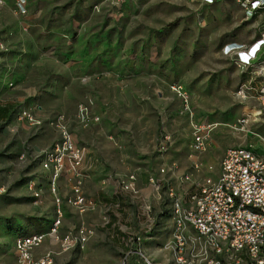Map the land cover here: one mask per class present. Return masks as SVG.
<instances>
[{
    "label": "rangeland",
    "instance_id": "obj_1",
    "mask_svg": "<svg viewBox=\"0 0 264 264\" xmlns=\"http://www.w3.org/2000/svg\"><path fill=\"white\" fill-rule=\"evenodd\" d=\"M23 1L21 13L17 0H0V100L14 104L0 121V264L15 262L17 235L37 230L46 234L54 264L103 259L84 258V244L63 251L49 236L54 218H46L55 216L54 198L69 205L72 185L64 173L62 189L57 181L54 195L41 166L42 153L57 137L49 122L58 115L101 165L97 184L107 180L119 187L120 179L135 175L137 192L130 193L134 216L143 210L156 220L157 235L164 240L155 250L165 248L173 226L166 189L173 187L188 199L204 177L216 176L224 150L244 143L237 120L261 107L256 94L237 95L240 71L221 52L229 40L249 42L256 35L253 22L235 0ZM172 84L182 85L187 102ZM80 104H87L98 120L79 121ZM19 107L41 123L18 121ZM250 123L264 134L259 119L252 117ZM194 124L210 126L201 153L190 147ZM166 135L170 140L162 149ZM82 173L81 188L86 174L94 172ZM151 176L159 190L150 184ZM83 221L88 230L102 222L99 216ZM83 221H61L66 229L60 224L58 235ZM42 251L43 246L36 249ZM116 258L122 264L123 256Z\"/></svg>",
    "mask_w": 264,
    "mask_h": 264
},
{
    "label": "built area",
    "instance_id": "obj_2",
    "mask_svg": "<svg viewBox=\"0 0 264 264\" xmlns=\"http://www.w3.org/2000/svg\"><path fill=\"white\" fill-rule=\"evenodd\" d=\"M204 2L211 3L212 0ZM235 2L253 22L256 35L249 42L229 40L222 46L221 52L231 58L241 73L248 75L247 80L238 86L237 95L246 98L247 94H256L260 100V109L244 113L237 120L240 129L250 134L252 132L245 128L246 124L252 117L264 114V0ZM23 4V0L16 2L21 13L24 12ZM258 82L261 84L257 88ZM171 89L184 102L188 101V94L182 85L172 84ZM16 119L32 125L41 123L23 107L17 110ZM77 119L87 124L97 121L98 117L89 113L87 104H80ZM49 123L57 131V137L42 153L41 166L49 173L51 191L55 195L56 183L65 173L72 182L71 195L66 202L80 213L94 209L96 201L86 197L81 190L84 147L75 142L62 115ZM209 128L208 125H193L190 145L193 152L206 150ZM169 140V136H164L162 149ZM194 167L198 165L194 163ZM218 167L217 175L204 177L189 193L188 199L183 200L173 187L166 189L173 224L171 238L164 245L171 254L170 264H264V158L255 155L249 143L231 146L225 149ZM207 169L212 170V166L208 165ZM149 182L155 190H159L160 185L152 176ZM119 187L135 194V175L131 173L120 179ZM34 196L38 197L39 193L34 192ZM54 203L55 216L49 236L60 242L63 251L76 243L85 242L90 231L84 226L78 229L75 236L58 235L63 217L60 198L55 196ZM45 237L46 234L41 232L17 235L13 242L16 251L13 264H54L51 250L38 258L33 255V250L43 243ZM126 242L132 249L124 254L122 264L133 253L137 254V264H156L139 246L142 242L139 235Z\"/></svg>",
    "mask_w": 264,
    "mask_h": 264
},
{
    "label": "crops",
    "instance_id": "obj_3",
    "mask_svg": "<svg viewBox=\"0 0 264 264\" xmlns=\"http://www.w3.org/2000/svg\"><path fill=\"white\" fill-rule=\"evenodd\" d=\"M240 80H242V82L244 81L243 73L241 72H240ZM257 84H259V82ZM0 103L13 104L11 101H2V100H0ZM256 110L255 109L252 110L251 108L245 113L255 112ZM255 119H259L260 123L264 125V114H262L261 117H255ZM251 120L252 118L250 119V121ZM250 121L246 124V126L249 125L252 128L250 130L252 133L250 134L244 133L245 135L243 139L244 143L241 145H246L248 143L251 144V148L254 149V150L251 149L252 152L257 156L264 158V140L261 139V137L264 138V134H261L257 130H255V128L251 126ZM94 157L95 155L85 152V157L82 163V170L86 171V173L87 172L88 173L94 172V173L92 176L86 174L83 186L81 188L82 193L86 197L96 201V206L94 207V209L80 213L72 206L69 205H64L65 207L61 206L63 213L62 223L63 221L69 220L71 218L75 219L76 224L77 222L83 220H86L88 223L89 219H92V217L94 216H99L102 220L101 223H94L91 225V228L89 230L90 233L85 242L76 243L74 245V246L83 245V244L85 245L86 253L84 255V258H86L87 255H97L103 258L98 261L96 260L95 262L87 261L86 259L85 264H117L116 255L119 254L124 256V254L127 251H130L132 249V246L130 244L128 245L126 240H129L131 237L136 235H139L142 238V242L139 245L141 249L151 259H153L156 264H170L171 254L166 248L159 247L157 251L155 250L156 249L155 247L164 240V237L162 238L161 235H157V231L155 229L156 220L155 219L151 220L148 216V212L143 210L141 212L142 214L141 216L138 214V212L134 216L133 210L135 208H133V206L131 205L132 201H131L130 193L121 190L120 187L114 185L111 182H108L107 180L99 184H97L98 182L97 183L95 182L96 181L95 178L97 177V174L101 173L102 167L99 163L96 164L97 160L95 159L96 157L95 158ZM94 166L95 168H93ZM62 179L63 178L60 176L58 180L60 189H62L61 188V185L63 184ZM66 206L70 208L67 209ZM139 207L140 206H137L136 208ZM53 218H54V214L53 216L50 214L49 216H47L46 220L48 222L49 221L51 222ZM62 223L60 228L62 230L63 229L65 230L66 228H64ZM80 225L84 226L85 225L84 221ZM80 225L77 227L78 229L81 227ZM171 226H172V222H171ZM77 228L75 230L72 229L68 230L67 231L68 233L64 232V234L61 235V237H63L66 234L74 235V236L77 235V231H78ZM171 232H172V228H170L169 234L167 235L166 238V240L168 241L171 238ZM31 233H35V232H31ZM43 243L40 245L43 246V251L41 252V254L36 253V249L39 246L33 250V255L35 258L40 257L45 251L49 250L47 248V242H45L44 245ZM74 246L70 248H73ZM130 255L131 256L128 260V264H137L138 260H137V256H135L136 254L133 253Z\"/></svg>",
    "mask_w": 264,
    "mask_h": 264
},
{
    "label": "trees",
    "instance_id": "obj_4",
    "mask_svg": "<svg viewBox=\"0 0 264 264\" xmlns=\"http://www.w3.org/2000/svg\"><path fill=\"white\" fill-rule=\"evenodd\" d=\"M13 109L14 106L11 103H6V104L0 103V121L1 122L5 121L6 118L11 114ZM35 232H39V230Z\"/></svg>",
    "mask_w": 264,
    "mask_h": 264
}]
</instances>
